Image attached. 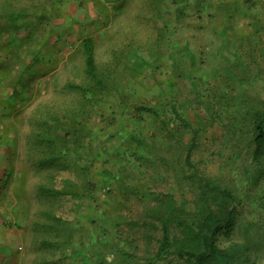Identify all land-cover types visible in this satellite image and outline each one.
Listing matches in <instances>:
<instances>
[{
  "label": "rangeland",
  "instance_id": "obj_1",
  "mask_svg": "<svg viewBox=\"0 0 264 264\" xmlns=\"http://www.w3.org/2000/svg\"><path fill=\"white\" fill-rule=\"evenodd\" d=\"M235 1L239 11L249 15L241 17L237 13L234 28L249 34L254 28L252 14L262 12L252 0H206L208 5L202 12L197 7L199 0H64L58 5L53 0H42L56 18L40 25L39 30L29 25L19 31L18 45L24 55L28 54V43L34 45L27 59L13 52L19 49L16 46H9L3 54L0 51L5 58L15 55L6 71L0 70V76L6 73L9 79L18 73L16 65L27 66L34 54L40 56V62L31 66L24 79L29 74L37 76L30 78V87H23L22 95L10 104L6 101L12 89L6 86L5 77L0 81V264H37L48 255L55 259L61 256H52L41 248L42 240L52 237L46 226L54 221L48 218V212L66 219L65 227L75 229L78 254L72 264H118L110 243L132 252L139 263L146 262L155 242L150 247L143 238L144 228L135 222L143 223L152 200L149 196L129 195L125 185L148 182L152 189L176 192L182 202L194 198V189L182 194L173 188L172 179L162 177L159 168H150L152 160L129 153L132 144L126 142L124 130L148 137L157 128L150 116L137 114L136 107L140 103L162 106L172 102L199 132L193 158L205 159V168L210 161L220 165V144L207 134L208 115L205 106L197 102L193 86L196 79L210 77L212 69L222 66L226 56L232 58V51L223 46L220 30L229 25L227 4L231 7ZM186 5L190 8L178 11L179 6ZM12 31L10 28L4 33L7 45ZM31 31H36L39 38L27 40L25 36ZM86 37L96 39L98 61L105 65L112 64L121 47L132 43L126 63L132 61L138 71L125 72L137 79L116 88L122 96L118 100L100 105L91 116L79 117L81 125L93 131L92 136L84 132L80 151L70 155L76 165L88 167L84 174L83 169L74 167L73 173L58 167L42 168L39 159L49 162L50 158L37 152L35 121L39 118L42 131V116L51 107L77 108L79 101L69 86L82 81L83 60L78 48ZM229 41L233 42L232 38ZM192 56L196 57V66ZM192 136L189 133L185 140ZM49 170L57 175L55 187L65 189L66 180L71 178L79 185L88 181L91 192L80 198L56 196L57 200L42 194L39 187L50 183ZM128 172L133 176L122 185L120 177ZM244 212L250 216V207L245 206ZM128 239L134 241L131 248ZM78 241L83 243L79 245Z\"/></svg>",
  "mask_w": 264,
  "mask_h": 264
},
{
  "label": "trees",
  "instance_id": "obj_2",
  "mask_svg": "<svg viewBox=\"0 0 264 264\" xmlns=\"http://www.w3.org/2000/svg\"><path fill=\"white\" fill-rule=\"evenodd\" d=\"M63 1L53 0V3L58 5ZM204 1L199 0V12L208 5ZM252 3L260 6L262 12L252 14L254 28L249 34L234 28L237 13L241 17L249 14L243 15L236 1L231 7L227 4L229 25L220 30V35L225 41L224 48L232 51V58L226 56L222 66L212 69L216 70L212 71L209 79H196L193 86L197 90L193 91L197 102L205 106L208 115L210 125L207 134L220 144L222 161L219 166L210 161L205 168V159L193 158L199 132L172 102L162 106L140 103L136 107L137 114L150 116L157 128L148 137L124 130L126 142L132 144L128 148L129 153L132 151L138 158L145 156L152 160L150 168H159L162 177L172 179L173 188L180 189L182 194L194 189V198L182 202L176 192L152 189L148 182L125 185V180L133 176L131 172L120 177L119 182L126 186L129 195L139 198L149 196L152 200L143 223L135 222L144 228L146 243L151 247L155 242L154 251L144 264H264V0H252ZM187 7L190 8L188 5L179 6L178 11L183 12ZM55 18L54 12L42 0H0V51L3 54L9 46H16L19 49H13V52L27 59L34 45L28 43V54L24 55L18 45L19 31L29 25H35V30H39L40 25H46V21ZM10 28L13 31L7 45L4 33ZM33 32L25 36L27 40L39 38L36 31ZM230 38L233 40L231 43ZM132 45L128 43L121 47L112 64L105 65L98 61L96 39L86 37L82 41L78 48L83 60L82 81L69 86L79 101L77 108L51 107L42 116V131L38 126L39 118L35 121L38 129L34 134L37 152L50 158H47L49 162L39 159L42 168L51 170L50 167H58L73 173L75 170L71 168L74 167L83 169V174L87 171V166L76 165L70 157L72 151L78 152L83 146L81 138L84 132L93 134L91 129L81 125L79 117L91 116L100 105L118 100L122 96L116 88L121 87L122 82L129 84L137 79V76L131 78L125 72L138 71L135 63H126ZM13 56L5 58L0 55L2 72L6 71ZM191 60L196 66V57L192 56ZM38 62L40 56L36 53L27 66L16 65L18 73L10 79L6 73L0 76V81L5 77L6 86L12 89L7 104L22 95L23 87H30V78L37 75L29 74L26 80L24 75ZM166 110L171 117L166 115ZM215 127L217 131L212 133ZM189 133L193 136L186 141ZM89 145L91 147L92 138ZM50 170V183L39 187L42 194L57 200L56 196L80 198L91 192L88 181L84 180L79 185L71 178L66 180L65 189L55 187L53 180L57 175ZM245 206L250 207V216L245 214ZM46 214L54 221L46 226L52 237L43 239L41 248L50 251L52 256L59 253L61 256L55 259L48 255L37 264H72L78 254L75 229L65 227L66 219L51 212ZM82 243L78 241L77 244ZM127 244L131 248L134 241L128 239ZM109 246H112L114 260L118 264H141L132 252L120 248L118 244L110 243Z\"/></svg>",
  "mask_w": 264,
  "mask_h": 264
}]
</instances>
